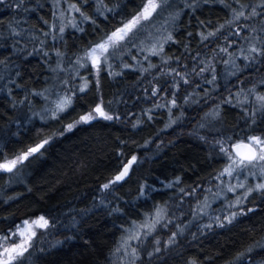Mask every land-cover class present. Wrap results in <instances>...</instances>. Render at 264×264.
<instances>
[{
    "label": "snow or ice",
    "instance_id": "1",
    "mask_svg": "<svg viewBox=\"0 0 264 264\" xmlns=\"http://www.w3.org/2000/svg\"><path fill=\"white\" fill-rule=\"evenodd\" d=\"M218 5L223 18L204 15ZM10 7L15 15L0 20L5 183L36 175L33 163L70 136L95 138L117 122L129 134L112 141L98 194L66 225L59 202L7 212L23 196L4 197L0 264H55L49 250L76 240L93 246L92 264H264V0H50L51 19L31 23L29 13L43 11L39 0ZM33 56L39 64L28 71L25 58ZM176 128L202 143L206 163L189 166L191 176L181 168L150 182L155 173L144 164L156 153H140L159 148L164 142L155 138ZM75 167L87 170V160ZM101 210L113 217L103 246L84 231ZM242 222L256 238L231 245L227 259L222 250L187 253L188 238L218 236ZM58 226L68 235L54 236Z\"/></svg>",
    "mask_w": 264,
    "mask_h": 264
},
{
    "label": "trees",
    "instance_id": "2",
    "mask_svg": "<svg viewBox=\"0 0 264 264\" xmlns=\"http://www.w3.org/2000/svg\"><path fill=\"white\" fill-rule=\"evenodd\" d=\"M10 3L11 0H0V20L15 15ZM39 3L43 5V11L29 13L31 17L30 23L35 22L36 17L41 15H46L51 19L48 7L50 0H39ZM209 11L212 12V17L209 18H223L225 15L222 5H218L216 8L203 9L204 15L208 16ZM77 36H79V33H77ZM66 38L71 44L73 39L72 29L68 30ZM2 54L6 53L0 49V55ZM25 59L28 60L25 66L28 71H33L39 64L38 56ZM117 86L119 85H112V87ZM229 122L235 123V114H233ZM162 123L163 120H160V124ZM190 126L189 124L188 127ZM155 130V127L146 129L141 133H137L134 138L143 137L148 132ZM178 132L179 128L165 130L162 136L155 138L164 142L159 148L153 143L149 146H144L143 151L140 153L141 155L144 152L156 153L151 156L148 163L144 164L145 171L150 170L155 173L151 177L150 182H156L162 175L179 171L181 168L184 169L187 176H191L192 173L189 171V166H194L195 170L199 169L201 164L206 163L204 160L205 148L202 143L195 137L187 135V129H185L184 135H175ZM128 134L125 130V125L117 122L115 125H110L99 132L93 133L95 138L77 134L70 136L66 140H61L45 158L33 163V170H38L36 175H32V170H30L24 179L12 185L5 183L7 177H0V208H4V197L12 196L14 193H20L23 199H17L15 204H11L4 211L14 212L19 208L20 212L23 213L26 208L31 209L33 206L44 207L59 202L58 206L63 215L57 218L61 220L62 225H66L67 217L75 215L81 208L90 207L92 197L98 194L96 191L97 178L100 176L101 171L113 162L111 154L112 141L116 136L124 138ZM170 140L173 141L172 144L168 143ZM176 140L179 142L177 143ZM138 142L140 141L138 140ZM82 158L86 159L88 164L87 170L84 171L75 167V162ZM197 160L200 161V164H197ZM199 174L200 172H197V175ZM26 180L27 182H25ZM29 186L32 188L31 192L28 191ZM124 187L127 190L133 186L125 185ZM41 193L45 194L43 200H41ZM132 195H135L134 191ZM47 197H52V199L48 200ZM157 199H159V196H157ZM37 201H40L39 205H36ZM69 209L72 211H68ZM0 215H3V213L0 212ZM90 215L91 219L86 221L87 226L82 227H84V231L88 232L91 238L96 240L97 244L103 246L112 239L113 217L105 215L103 210L94 211ZM241 233H245V235L242 236ZM61 234L67 236L68 232L64 231L63 227L58 226L54 236H60ZM250 238L255 239L256 237L251 235L247 222H242L237 227L222 232L218 236H202L198 241L188 238L186 243L183 241L182 243H184L188 254H195L200 250H204V255L207 256L210 253L222 250L223 259H227L229 253L234 251L231 245H238L240 241L246 242ZM50 242L51 240H49ZM82 244L83 240H76L56 246L59 250L50 249V255L47 256V260L53 261L55 264H92L96 256L93 246L89 245V248L85 249ZM173 264H179V261L174 260ZM216 264H221V261H216Z\"/></svg>",
    "mask_w": 264,
    "mask_h": 264
}]
</instances>
